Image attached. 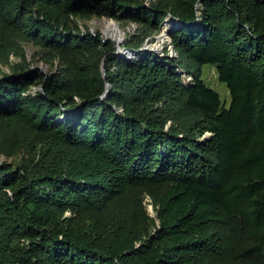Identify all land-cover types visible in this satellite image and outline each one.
Instances as JSON below:
<instances>
[{
    "label": "trees",
    "instance_id": "obj_1",
    "mask_svg": "<svg viewBox=\"0 0 264 264\" xmlns=\"http://www.w3.org/2000/svg\"><path fill=\"white\" fill-rule=\"evenodd\" d=\"M79 16L171 19L178 56ZM0 152V264H264V0H0Z\"/></svg>",
    "mask_w": 264,
    "mask_h": 264
},
{
    "label": "rangeland",
    "instance_id": "obj_2",
    "mask_svg": "<svg viewBox=\"0 0 264 264\" xmlns=\"http://www.w3.org/2000/svg\"><path fill=\"white\" fill-rule=\"evenodd\" d=\"M78 22L83 25V29L90 28L94 32H101L103 37L107 40H112L117 45V52L120 55H129L134 56L136 52L133 49L126 47L125 44L131 41H138L139 43L143 41L142 48L143 49H154L162 54L168 52L171 56H178L177 51L175 50L174 45L172 44L171 36L169 34L168 37H163L164 32V23L161 26V29L154 33L151 36L146 37L142 33V29L135 22H126L122 23L116 19L109 17H84L79 16ZM114 25L120 32H117L114 28ZM112 29V30H110ZM25 50L27 54V61L35 68H39L42 72H57L59 70V58L52 53L44 52L39 46L33 43H26ZM141 52V51H139ZM10 61L3 62V67L6 70H10L13 64L23 63L21 56L12 53L10 56ZM102 69L104 73L106 72V61L103 60ZM186 73V72H185ZM189 74V73H187ZM203 78L207 82V84L213 88H215L221 95V99L223 103L229 107L231 104V93L228 87V84L225 81L219 79L217 74V65L212 63H207L203 66ZM209 135V133H207ZM22 153L25 155H32V152L28 150H24ZM0 157L4 159H8L9 161L13 160V157H8L3 152H0ZM18 159L20 158V154H18ZM146 203L148 206V210L152 215H156L157 211L150 197H147Z\"/></svg>",
    "mask_w": 264,
    "mask_h": 264
},
{
    "label": "bare ground",
    "instance_id": "obj_3",
    "mask_svg": "<svg viewBox=\"0 0 264 264\" xmlns=\"http://www.w3.org/2000/svg\"><path fill=\"white\" fill-rule=\"evenodd\" d=\"M173 23L174 22L171 19L166 20V22L164 23V26H163L164 32H163V35H162L164 38L168 37L169 34L171 33V29H172V24ZM113 29H116L117 32H120L115 25H114ZM110 30H112V29H110Z\"/></svg>",
    "mask_w": 264,
    "mask_h": 264
},
{
    "label": "built area",
    "instance_id": "obj_4",
    "mask_svg": "<svg viewBox=\"0 0 264 264\" xmlns=\"http://www.w3.org/2000/svg\"><path fill=\"white\" fill-rule=\"evenodd\" d=\"M192 76L190 74L184 73V79L185 80H190Z\"/></svg>",
    "mask_w": 264,
    "mask_h": 264
},
{
    "label": "water",
    "instance_id": "obj_5",
    "mask_svg": "<svg viewBox=\"0 0 264 264\" xmlns=\"http://www.w3.org/2000/svg\"><path fill=\"white\" fill-rule=\"evenodd\" d=\"M172 17H174V16H172ZM171 36V35H170ZM106 40V39H105ZM106 73V72H105ZM109 88H110V86H109Z\"/></svg>",
    "mask_w": 264,
    "mask_h": 264
}]
</instances>
